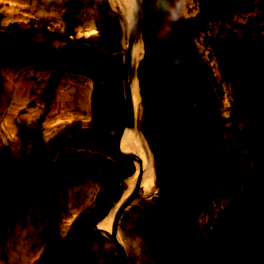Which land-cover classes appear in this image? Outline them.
<instances>
[{"label": "rangeland", "instance_id": "374dc122", "mask_svg": "<svg viewBox=\"0 0 264 264\" xmlns=\"http://www.w3.org/2000/svg\"><path fill=\"white\" fill-rule=\"evenodd\" d=\"M150 8L135 65L155 189L119 220L129 264H264V0H183L166 44ZM121 33L106 0H0V264H57L72 240L97 264H117L92 224L136 170L114 151L125 121ZM173 47L185 56L168 68ZM190 158L197 176L173 207L181 241L160 254L141 227Z\"/></svg>", "mask_w": 264, "mask_h": 264}, {"label": "water", "instance_id": "95a60500", "mask_svg": "<svg viewBox=\"0 0 264 264\" xmlns=\"http://www.w3.org/2000/svg\"><path fill=\"white\" fill-rule=\"evenodd\" d=\"M106 3L108 9L118 18L122 27V83L125 103V121L115 139L114 151L120 158L131 161L133 164L137 163L139 165V170L129 193L125 197L119 199V203L111 219L109 231H105L103 234L114 246L117 264H129L127 251L118 235V223L125 209L135 199L145 197L146 195L143 196L140 194V185L143 177L142 159L135 153L123 151L120 147V142L123 133L126 130L135 132L137 137L144 136L141 132L138 117L133 107L131 94L132 83L137 79L136 65L132 61V49L137 42L143 44L141 28L142 13L138 14L135 11V5H132L131 17L128 23L123 14L113 6L111 0H106ZM143 4H147V6L150 7L152 0H142V5ZM183 55L184 52L182 49L173 47L165 54L163 59L164 64L168 68H175L182 60ZM110 136H113L112 132H110ZM143 139L147 145L145 136ZM172 159L174 161L177 159L176 148L172 154ZM196 176V161L195 159L190 158V167L187 173L177 185L167 188L163 201L158 205L154 212L145 218L141 227V237L155 252L169 255L178 249L181 235L173 212V206L179 202L183 193L194 182ZM163 185H166L165 181H163ZM107 212L104 213L97 222L92 224V229H94V231L102 233L99 229L98 223L106 217ZM57 264H97V258L95 253L88 249L81 241L73 240L60 251Z\"/></svg>", "mask_w": 264, "mask_h": 264}, {"label": "bare ground", "instance_id": "6f19581e", "mask_svg": "<svg viewBox=\"0 0 264 264\" xmlns=\"http://www.w3.org/2000/svg\"><path fill=\"white\" fill-rule=\"evenodd\" d=\"M111 3L113 4V6H114V3L115 4L118 3V5L123 7L122 8L123 15L129 23L130 17H131L132 5H133L131 0H111ZM142 54H143V44L141 42H137L133 46V49H132V61L134 64H136L138 61H140V59L142 58ZM138 88H139L138 83L136 80H134L132 83V87H131V94H132L133 107L135 109L136 115L138 114V107H139L138 105H139V99H140ZM19 96L21 97L20 93L17 95V99ZM143 138H144V136H141V137L138 136L137 137L135 132H132L131 130H126V131H124L123 136L121 138L120 147L125 152H132V153L139 155V157H141L142 166H143V177H142L141 185H140V194L145 196V195L151 194L153 192V190L155 189V185H154V183H155V171L153 168L152 154L150 152V149H148L146 142ZM134 165H135L136 170H135L133 176L130 177L127 181V189H126V192L124 193L123 197H125L129 193V191L131 190L133 183L135 181V177L138 173L139 165L137 163H134ZM118 203L115 204L107 212L106 217L98 223L99 229L102 232V234L105 231H109L111 219H112V216L115 212V209L117 208ZM127 223L128 222L126 221L124 224H127ZM128 225H132V224L129 223ZM119 234L120 233L118 232V235ZM119 238H120V236H119Z\"/></svg>", "mask_w": 264, "mask_h": 264}, {"label": "clouds", "instance_id": "9594fccd", "mask_svg": "<svg viewBox=\"0 0 264 264\" xmlns=\"http://www.w3.org/2000/svg\"><path fill=\"white\" fill-rule=\"evenodd\" d=\"M135 5V11L141 14L147 4L142 5V0H131ZM183 0H152L151 10L162 17V23L159 25L154 36L160 43L166 44L173 34L176 24L183 18L182 10Z\"/></svg>", "mask_w": 264, "mask_h": 264}, {"label": "flooded vegetation", "instance_id": "af4514ba", "mask_svg": "<svg viewBox=\"0 0 264 264\" xmlns=\"http://www.w3.org/2000/svg\"><path fill=\"white\" fill-rule=\"evenodd\" d=\"M178 48H180V47H178ZM180 49H182L183 50V52H184V55H183V57L185 56V50L183 49V48H180ZM170 50V49H169ZM167 53V52H166ZM183 59V58H182ZM182 61V60H181ZM181 61H180V63H181ZM180 63L177 65V66H179L180 65ZM176 66V67H177ZM141 78V77H140ZM138 87H140V89H141V79H139V83H138ZM110 135V134H109ZM118 135V134H117ZM111 137V136H110ZM117 137V136H116ZM116 139V138H115ZM174 146H176V144H174ZM166 183H167V181H165ZM162 184H163V181H162ZM170 186H173V185H170ZM169 187V185H166V186H164V194H163V197L165 196V192H166V190H167V188Z\"/></svg>", "mask_w": 264, "mask_h": 264}, {"label": "trees", "instance_id": "16d2710c", "mask_svg": "<svg viewBox=\"0 0 264 264\" xmlns=\"http://www.w3.org/2000/svg\"><path fill=\"white\" fill-rule=\"evenodd\" d=\"M74 126H71V127H69L68 129H70V128H73ZM64 133V132H63ZM63 133H61V135L59 134V135H57V137H59V136H63L64 134Z\"/></svg>", "mask_w": 264, "mask_h": 264}]
</instances>
